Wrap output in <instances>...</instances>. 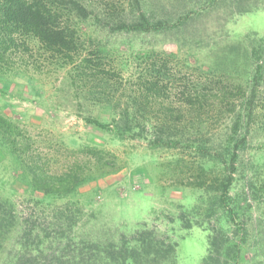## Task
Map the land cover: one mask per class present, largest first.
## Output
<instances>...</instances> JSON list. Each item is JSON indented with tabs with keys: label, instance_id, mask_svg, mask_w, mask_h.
Segmentation results:
<instances>
[{
	"label": "trees",
	"instance_id": "obj_1",
	"mask_svg": "<svg viewBox=\"0 0 264 264\" xmlns=\"http://www.w3.org/2000/svg\"><path fill=\"white\" fill-rule=\"evenodd\" d=\"M217 1L209 0L208 5ZM230 2L237 13L264 7V0ZM129 8L132 15L126 17H114L108 10V20L102 23L104 19L82 0H0V78L19 74V68L29 63L30 43L35 40L50 63L73 70L72 86L81 99L111 114L108 119L88 114L86 124L119 139L148 137L156 148H193L196 161L188 163L177 157L168 163L177 185L201 191L191 209L179 212V220L185 229L209 225L202 264H239L249 239L253 204L245 194H233L232 189L241 152L257 118L264 134V36L248 37L244 81L234 77L242 60L239 43L213 65L204 64V75L196 80L173 70L172 60L165 56L133 81L108 68L100 49L85 52L78 29L71 25L73 16L93 18L116 32L156 33L169 24V19H154L144 0H130ZM16 60H20L19 67H15ZM209 111L228 113L231 118L218 146L197 134L203 113ZM75 145L64 147L68 154L62 161L53 150L44 151L18 121L0 112V152L9 157L33 205L53 216L31 215L21 222V254L7 264H178V242L146 223L116 240L74 236L82 214L81 187L121 168L111 150L90 143ZM1 208L3 235L14 226L16 217L12 204ZM213 219L220 223L210 225Z\"/></svg>",
	"mask_w": 264,
	"mask_h": 264
},
{
	"label": "rangeland",
	"instance_id": "obj_2",
	"mask_svg": "<svg viewBox=\"0 0 264 264\" xmlns=\"http://www.w3.org/2000/svg\"><path fill=\"white\" fill-rule=\"evenodd\" d=\"M82 1L93 14L104 19L102 23L108 20V10L115 13L114 17L132 15L130 0ZM208 1L144 0L146 11L154 19H169L167 28L156 33L116 32L97 24L93 18L76 16L72 17L71 25L78 29L85 52L100 49L108 68L117 69L133 81L165 56L172 60L173 70L196 80L204 75L207 68L204 64L213 65L239 43L242 60L235 67L234 77L244 81L247 64L244 52L250 48L248 37L264 36V7L237 13L231 0H218L211 6ZM30 44L33 49L27 56L29 63L19 68L16 77L0 78V112L18 121L44 151L53 150L62 161L68 154L66 145L90 143L114 152L121 164L118 171L81 187L82 214L73 229L74 236L116 240L120 234H129L146 223L178 242V264H202L209 225L185 229L179 220V212L191 209L201 191L177 185L176 176L168 167L169 161L177 157L188 163L196 161L194 149L156 148L148 137L119 139L86 124L84 117L88 114L101 119H108L111 114L77 95L72 86L73 70L57 68L37 41L31 40ZM19 65L20 60H16L15 67ZM261 91L264 94V88ZM199 123L198 136L218 146L225 138L231 118L228 113L209 111L203 113ZM252 125L254 130L241 152L232 189L233 194H245L253 204L249 239L239 264H264V134L260 118ZM5 203L13 205L16 218L11 230L0 235V264L14 263L21 254L19 237L23 220L31 215L53 217L49 210L43 212L33 205L9 157L0 152V205ZM219 223L213 219L210 225ZM54 245L59 247L57 242Z\"/></svg>",
	"mask_w": 264,
	"mask_h": 264
}]
</instances>
